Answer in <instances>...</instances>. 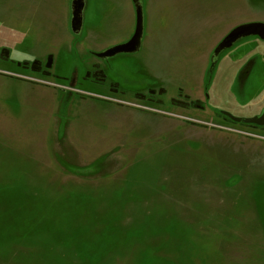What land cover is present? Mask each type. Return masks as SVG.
<instances>
[{
	"label": "rangeland",
	"instance_id": "374dc122",
	"mask_svg": "<svg viewBox=\"0 0 264 264\" xmlns=\"http://www.w3.org/2000/svg\"><path fill=\"white\" fill-rule=\"evenodd\" d=\"M116 2L99 32L106 3L88 0L70 38L67 0H0V264H264V127L216 117L260 114L264 40L206 58L264 25V0H140V50L93 61L134 32ZM154 91L163 106L135 97Z\"/></svg>",
	"mask_w": 264,
	"mask_h": 264
},
{
	"label": "water",
	"instance_id": "95a60500",
	"mask_svg": "<svg viewBox=\"0 0 264 264\" xmlns=\"http://www.w3.org/2000/svg\"><path fill=\"white\" fill-rule=\"evenodd\" d=\"M134 13H135V29L131 38L118 46L102 53L97 54V58H107L118 54H132L138 52L141 46V40L143 37V15L140 0H132ZM84 8V0H72L71 1V18H70V30L73 35H79L82 29V14ZM255 36L261 40H264V25L261 23H249L242 24L234 27L220 42L213 52L210 58V62H213L214 58H217L219 54L227 48H230L237 40ZM214 63H212V66ZM49 66V65H48ZM228 120L236 124L252 125L256 127H264V109L258 116L250 118H238L227 112H221Z\"/></svg>",
	"mask_w": 264,
	"mask_h": 264
},
{
	"label": "flooded vegetation",
	"instance_id": "af4514ba",
	"mask_svg": "<svg viewBox=\"0 0 264 264\" xmlns=\"http://www.w3.org/2000/svg\"><path fill=\"white\" fill-rule=\"evenodd\" d=\"M72 1V0H71ZM71 1H70V6H71ZM233 29V28H232ZM231 29V30H232ZM230 30V31H231ZM229 31V32H230ZM228 32V33H229ZM70 33H71V30H70ZM227 33V34H228ZM72 34V33H71ZM226 34V35H227ZM73 35V34H72ZM225 35V36H226ZM79 36V35H78ZM81 36V35H80ZM224 36V37H225ZM224 37H222L220 40H219V42H217L216 43V45L214 46V48H213V50L211 51V54L213 55V52H214V50L216 49V47L220 44V42L224 39ZM131 38V37H130ZM105 49V48H104ZM101 50H103V49H100L99 51H101ZM84 51H86V53H89L92 57H94L93 58V61H96V59H98L97 58V54H102V52L104 53V51H102V52H99V53H95V52H92V51H96V50H92V49H89V48H87V49H85ZM105 51H107V50H105ZM222 53V52H221ZM220 55V54H219ZM219 57V56H218ZM218 57L217 58H214V60H213V62L212 63H214V65L213 66H211V68L212 69H214L215 68V66H216V64H217V61H218ZM48 59H51V58H48ZM99 59H103V58H99ZM210 59V58H209ZM0 60L2 61V62H4V61H6L5 60V58H0ZM0 61V62H1ZM211 63V62H210ZM49 64H50V61H49ZM38 67H41V64H40V66L38 65ZM38 69H41V68H38ZM86 70H87V72H86V77L84 78V79H86L85 81H87V82H91V84L93 83V84H99V85H104L103 83L106 81L105 80V78H103V76H102V71H101V69L100 68H98V64L96 63V62H93V64L92 65H88V66H86ZM1 74H4V73H1ZM8 75V74H7ZM8 76H11V75H8ZM14 78H19V77H14ZM103 78V79H102ZM19 79H23V80H27V79H24V78H19ZM51 87H54V84H52V85H50ZM114 91L115 92H117L118 91V88L117 87H115L114 85H112V89H110L109 90V92H111V93H114ZM159 91H161V90H159ZM159 91H154V92H152V93H150L149 95H143V96H141V95H136L135 97L137 98V100L139 101V102H144V104L145 105H150V106H155V105H157V106H163V104L165 103V100H162V96L161 95H164L165 93H163V94H159ZM84 96H90V95H88V94H86V93H84ZM94 97H98L97 95L96 96H94ZM184 97H187V96H185L184 94H183V91L182 90H179V91H177V95H176V97L175 98H171V99H169V101L168 102H166L167 104L169 103L171 106H175V107H178L179 109H182V108H184L185 106L182 104L183 103V99H182V101L181 102H179L178 101V98H184ZM99 98V97H98ZM185 99H187V98H185ZM119 102V101H118ZM118 104H124V103H118ZM184 107H183V106ZM138 107H143V105H139ZM145 109H148V108H146V107H144ZM264 109V107L260 110V114H261V112H262V110ZM259 114V115H260ZM258 116V115H257ZM216 117L218 118V119H220V120H225V121H227L228 119L225 117V116H223L221 113H220V115H216ZM242 125V124H241ZM244 125V124H243ZM246 126H251V127H256V126H252V125H246ZM256 128H263V127H256Z\"/></svg>",
	"mask_w": 264,
	"mask_h": 264
},
{
	"label": "crops",
	"instance_id": "0c3cea01",
	"mask_svg": "<svg viewBox=\"0 0 264 264\" xmlns=\"http://www.w3.org/2000/svg\"><path fill=\"white\" fill-rule=\"evenodd\" d=\"M67 1H68V3L66 4V7H64L63 9L60 10L61 11L60 12L61 13L60 14L61 17L59 19H60V21L62 23V27H63L65 33L70 34V38H72V36H71L72 34L70 33V18H71L70 1L71 0H67ZM104 1L106 3L105 4L106 6L102 10L103 15L100 18V23H99V28L100 29L98 28L99 32L102 31L101 29L103 28V26L106 25L108 27V25H111V22H109L110 18L115 14V11H117V2H116V0H104ZM62 4H64V3H62ZM88 4H89L88 0H84V8H83V14H82V29H81L80 34H82V31H83V27H84V23H85V10H86V7H87ZM104 14H105V16H104ZM4 15H6V13H4ZM132 15H133V10H132ZM105 17L108 18V19H105ZM6 18H7V16H6ZM143 19H144V16H143ZM257 21L258 22H264L261 17H258ZM246 22H250V21L246 20ZM147 28H148V26L146 25V22L144 20L143 21V35H145V30ZM98 29L95 31V33H93V36H94V34L95 35L97 34ZM96 37H97V35H96ZM66 38H68V37L66 36ZM94 46L99 48V49H96V50L104 49L106 47V46L101 45V44L99 46L97 44H94ZM140 48H141V46H140ZM213 48H214V44H212V46L208 49L206 58L210 57V53L213 50Z\"/></svg>",
	"mask_w": 264,
	"mask_h": 264
},
{
	"label": "trees",
	"instance_id": "16d2710c",
	"mask_svg": "<svg viewBox=\"0 0 264 264\" xmlns=\"http://www.w3.org/2000/svg\"><path fill=\"white\" fill-rule=\"evenodd\" d=\"M91 246H92V245H91ZM99 247H100V249H99V253H100L102 250H105L104 247H102V246H99ZM95 248H97V247L94 246V247L92 248V250L95 249ZM179 250H180V249H179ZM109 251H110V249H109ZM95 252H96V251H95ZM95 252H94V256L97 255V253H95ZM98 256H100V255H97V257H94V258H95L96 260H98V258H99Z\"/></svg>",
	"mask_w": 264,
	"mask_h": 264
}]
</instances>
